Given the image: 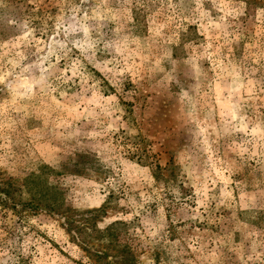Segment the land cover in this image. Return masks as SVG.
Returning a JSON list of instances; mask_svg holds the SVG:
<instances>
[{
  "label": "rangeland",
  "instance_id": "rangeland-1",
  "mask_svg": "<svg viewBox=\"0 0 264 264\" xmlns=\"http://www.w3.org/2000/svg\"><path fill=\"white\" fill-rule=\"evenodd\" d=\"M7 182L0 264H264V0H0Z\"/></svg>",
  "mask_w": 264,
  "mask_h": 264
},
{
  "label": "trees",
  "instance_id": "trees-1",
  "mask_svg": "<svg viewBox=\"0 0 264 264\" xmlns=\"http://www.w3.org/2000/svg\"><path fill=\"white\" fill-rule=\"evenodd\" d=\"M0 204L4 210H11L16 214H21V216L23 215V209L27 208V207H29L30 210H33L36 208L38 209L41 207L47 208L51 211H57V210L62 211L63 210L62 209L63 203H59L57 201L49 200L48 198H46V196H44L42 199H40V201L36 200L33 202L31 200L30 202L26 203V200L24 199L23 193L19 192L18 189L13 187V185L9 182H7L3 185L0 184ZM66 210H69V209L67 208ZM68 212L69 211H64L63 215H65V213L67 214ZM96 213H97V215L100 216V215L104 214V209H101ZM66 216H68V215H66ZM101 237H104V236H101ZM125 250L127 251L126 253L128 254V256L125 255V258L127 260L132 261V257L130 256L131 251L127 248H125ZM97 255L94 256L96 258V260L97 259L101 260V256L100 255L97 256Z\"/></svg>",
  "mask_w": 264,
  "mask_h": 264
}]
</instances>
